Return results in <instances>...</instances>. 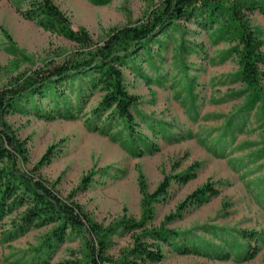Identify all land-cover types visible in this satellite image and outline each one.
I'll use <instances>...</instances> for the list:
<instances>
[{
  "label": "rangeland",
  "instance_id": "374dc122",
  "mask_svg": "<svg viewBox=\"0 0 264 264\" xmlns=\"http://www.w3.org/2000/svg\"><path fill=\"white\" fill-rule=\"evenodd\" d=\"M53 1L74 29L85 28L95 40L142 18L149 5L147 0ZM17 9L25 10L26 3L0 0V88L45 62L63 61L74 50L73 43L24 19ZM249 19L264 41V14L255 11ZM177 23L124 69L126 88L138 99L136 143L126 140L120 121L105 124L92 116L97 92H86L84 106L73 110L74 119H45L26 106L6 120L27 140L26 168L52 148L40 174L104 226L124 216L141 219L140 181L152 193L165 176L198 164L194 179L171 183L166 197L153 205L151 220L156 227L165 223L181 232L180 241L190 238L198 252L180 254L164 246L163 260L147 264H264V99L248 106L250 92L238 80L236 57L230 53L234 44L220 38L216 26L203 30L194 19ZM47 105L45 100L43 109ZM207 182L218 196L179 212L186 197ZM168 216L174 219L168 222ZM9 230L10 218H5L0 264H62L81 257L78 237L42 252L48 228L12 240L4 237ZM130 242L128 234L114 237L109 253L116 256ZM253 248L257 253L248 258ZM223 254L229 257L222 259Z\"/></svg>",
  "mask_w": 264,
  "mask_h": 264
},
{
  "label": "trees",
  "instance_id": "16d2710c",
  "mask_svg": "<svg viewBox=\"0 0 264 264\" xmlns=\"http://www.w3.org/2000/svg\"><path fill=\"white\" fill-rule=\"evenodd\" d=\"M21 1L26 3V9L17 12L24 19L62 36L74 44V50L63 61L45 62L0 88V223L10 218V230L4 237L12 240L31 229L48 228L39 249L42 252L54 250L70 236L78 237L82 242L81 257L62 264L160 263L164 246L180 254L197 253L190 238L180 241L181 232L165 223L156 227L151 220L153 205L166 197L171 183L181 185L194 179L198 164L174 177L165 176L152 193L140 181L141 219L124 216L104 226L71 195L62 197L55 185L40 174L41 168L50 162L52 148L33 167L26 168L27 140L16 135L6 116L30 106L34 114L45 119H74L77 115L73 110L84 106L86 92H97L99 101L92 116L98 121L103 118L105 124L120 121L129 136L126 140L136 143L139 135L134 112L138 99L126 88L124 69L135 63L140 51L147 49L153 39L166 33L169 26L178 27L177 22L182 19H194L203 30L216 26L218 36L234 44L230 53L236 57L238 80L250 92L248 106L259 103L264 99V41L252 27L249 16L255 11L264 14V0H147L149 5L142 18L111 28L98 40L83 27L74 29L67 14L53 0ZM45 100L48 105L43 109ZM218 194L215 185L207 182L188 195L178 210L200 206ZM173 219L166 217L168 222ZM124 234L129 235L130 244L116 256L111 255L114 237ZM257 250L249 249L246 256L253 258Z\"/></svg>",
  "mask_w": 264,
  "mask_h": 264
}]
</instances>
